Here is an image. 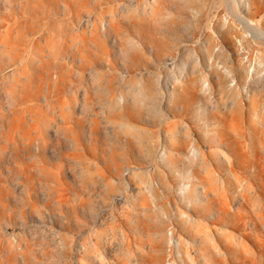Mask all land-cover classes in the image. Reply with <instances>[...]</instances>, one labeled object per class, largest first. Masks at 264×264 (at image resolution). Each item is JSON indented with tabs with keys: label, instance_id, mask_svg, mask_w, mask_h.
<instances>
[{
	"label": "rangeland",
	"instance_id": "rangeland-1",
	"mask_svg": "<svg viewBox=\"0 0 264 264\" xmlns=\"http://www.w3.org/2000/svg\"><path fill=\"white\" fill-rule=\"evenodd\" d=\"M0 264H264V0H0Z\"/></svg>",
	"mask_w": 264,
	"mask_h": 264
},
{
	"label": "bare ground",
	"instance_id": "bare-ground-1",
	"mask_svg": "<svg viewBox=\"0 0 264 264\" xmlns=\"http://www.w3.org/2000/svg\"><path fill=\"white\" fill-rule=\"evenodd\" d=\"M256 29V28H255Z\"/></svg>",
	"mask_w": 264,
	"mask_h": 264
}]
</instances>
